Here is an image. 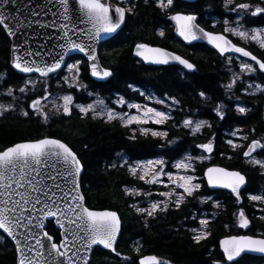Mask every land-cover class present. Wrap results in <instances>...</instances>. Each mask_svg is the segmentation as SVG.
Wrapping results in <instances>:
<instances>
[{"label":"snow or ice","instance_id":"obj_1","mask_svg":"<svg viewBox=\"0 0 264 264\" xmlns=\"http://www.w3.org/2000/svg\"><path fill=\"white\" fill-rule=\"evenodd\" d=\"M145 3L147 4L148 0H145ZM155 3L165 13L176 7V0H155ZM224 8L235 14V19L224 20L223 32L254 41L260 48H264V27H245L246 24L255 22L252 18L264 16V0H259L256 5L250 2L237 3L236 0H224ZM135 11L136 5L131 3V0H117V5L111 4L109 0H0V31L6 37L17 38L16 43L10 48L9 64L19 73H38L41 78H50V74L58 75L57 70H63L62 65H66L70 76H64L63 83L72 89H86L87 86L79 81L80 62L67 64L65 57L72 51L84 53L88 58L91 76L99 80H107L113 75L112 70L101 67L96 62L94 45L105 36L112 38L119 36L126 15H134ZM168 19L175 23L176 33L186 42L206 40L221 56L226 53H239L255 62V64L241 62L239 65L241 74L264 73V60L258 59L245 48L233 44L225 35L201 27L195 12L183 9L174 11L168 15ZM45 29L54 30L51 33L45 32L44 35L48 41L55 43L51 48H48L47 44H42L39 50L33 49L30 40ZM158 34L164 36V31L160 30ZM133 55L149 64L168 65L170 62H178L185 69L192 70L195 67L187 59L147 43L135 44ZM226 59L232 63L231 56ZM3 77L4 74L0 73V80ZM239 78L233 73V79L225 87L232 89ZM36 83L37 81L31 78L24 81L25 86L29 84L35 86ZM25 86L19 87L18 91L26 93ZM255 87L264 92V87L261 85L257 84ZM129 88H132V85H129ZM15 91L12 87H8L2 95L15 100ZM50 95L51 93L45 88L44 96L40 99H47ZM199 96L204 98L205 93L200 92ZM40 99L32 100L27 107L42 123L47 124L50 117L40 106ZM57 99L62 101L53 104L57 115L68 116L75 107L85 116L91 113L93 118L106 116L109 122L118 119L125 127L132 124L141 126L138 130L132 129V134L128 137L129 141L137 140L138 131L141 136L150 135L158 138L157 146L165 153L176 150L170 148L171 145L179 148L175 140L168 139L167 131H156L142 126L149 122L156 125L164 124L171 119L169 113L153 107L128 103L123 97H120L116 103L127 104V107L136 109L137 115L117 113L107 108L104 101L99 98L94 103L86 105L74 103L72 94H65ZM171 99L173 104L178 103L175 98ZM157 103L164 102L157 101ZM11 111H15L13 104H0V116ZM215 111L223 120L224 113L220 110V105H217ZM246 111L245 107H237L239 114H245ZM20 114L28 117L29 111L22 109ZM206 125L211 127L207 121L193 120L191 117L185 118L181 123V126L193 135L199 133ZM240 131L242 130H234L230 135L236 136ZM241 138L248 139L246 135ZM160 140L164 143H159ZM214 142L215 136L206 143L195 145V148L208 155L186 154L173 163L172 167L177 169L176 175L171 171H165L168 161L162 156L129 164L118 153V157L123 161L120 166L127 165L128 172L133 177L145 184L154 185L164 183L161 177L166 176L168 184H165V187L171 185L168 191L158 193L159 196L166 197L165 200H151L147 208L132 204L131 207L136 213L154 218L157 212H167L170 206L179 209L181 204L199 192L202 186L229 190L236 203L240 204L242 193L248 191L247 177L240 170L213 165L206 167L202 176L196 175L195 162L211 159ZM226 144L233 150L245 147L237 145L232 139H228ZM254 152L257 156L264 153V138L251 140L243 151V156L248 158L246 162L252 167H259L262 170L261 174L264 175V157L257 158L252 155ZM220 155L223 156L224 153ZM228 159L231 157L229 156ZM111 166L116 167V165ZM82 171L83 165L78 154L60 138L43 136L37 139H25L0 148V230H2L0 235L6 234V238H11L14 242L17 253L16 264H90V253L94 245H102L118 257L122 255L115 247L122 228L121 217L116 211L108 209L98 211L86 206L85 196L81 192ZM181 171L184 174H179ZM178 189L180 191H177ZM125 195L150 197L153 193L133 187L126 188ZM198 199L201 203L212 202L214 207H220V201L214 200L210 195L200 196ZM248 199L264 204V192L259 195H249ZM233 215L234 225H224L229 229V233L218 241L222 257L220 260H214L213 264H238V258L247 253L264 256V233L250 235L238 231L232 234L233 227L250 231V220L242 207ZM52 221L57 225V231L50 234L47 223ZM208 223L207 219H201V228L191 229L194 233L192 240L195 243L199 244L211 235L207 229ZM135 251L139 253L140 248L136 247ZM122 259L128 261L130 258L123 256ZM138 264H170V261L157 255H141Z\"/></svg>","mask_w":264,"mask_h":264},{"label":"trees","instance_id":"obj_2","mask_svg":"<svg viewBox=\"0 0 264 264\" xmlns=\"http://www.w3.org/2000/svg\"><path fill=\"white\" fill-rule=\"evenodd\" d=\"M236 2H250L256 5L259 0H236ZM131 3L136 5L135 14L128 15L120 35L111 38L101 49L100 57L103 64L112 70L113 75L107 81L93 80L89 76L88 65L82 58L80 67L82 78L91 90L98 91L99 94L107 97L112 93H119L137 102L144 100L141 93L161 98L167 95L175 97L180 102V107L176 109L174 119L168 123L167 132L168 139L175 140L179 148L171 145L170 148L176 150L165 153L157 146L158 138L150 135L141 136L138 131L137 140L129 141L128 137L132 134V129L138 130V126L125 127L119 121L109 122L90 115H80L77 112L69 116H57L54 112H50L49 122L42 123L27 107L31 99L41 94L42 89L38 87V84H44L43 82L47 80L49 88L53 91H65L66 86L59 83L61 80L54 75L50 78H39L23 76L15 72L9 64L11 41L2 31H0V73H3L4 77L0 80V101L13 104L15 111L5 112L3 116H0V148L25 139H37L43 136L60 138L68 143L78 154L84 167L81 186L88 206L95 209H111L119 213L122 219V230L116 250L129 253L137 216L131 207L135 199L125 195V189L127 186L136 184L141 186V182L129 174L127 165L120 166L123 161L117 154L121 152L128 162L162 156L168 163H172L186 154L192 156L202 154V150L195 148V145L206 143L215 136L211 161L197 163L198 173L202 176L203 170L209 164H220L242 171L247 177L248 189L242 193L243 202L237 204L228 191H211L208 187L202 186L193 197L185 200L181 208L171 207L166 214L162 215L161 220L166 219L160 220V230L147 236L149 249L162 251L177 264H213L214 260H220L222 257L218 241L229 233V229L224 225H234L233 214L241 207L248 214L247 207L251 202L248 199L249 195L264 192L262 170L246 162L248 159L243 156L245 147L233 150L226 144L228 139L238 143L240 134L248 137L245 144L254 138H264V92L255 87L257 84L264 87V74H241L240 59L232 57V63H229L226 59L228 56H221L204 44L186 46L174 36L173 26L167 16L171 12L182 9L195 12L203 27L223 32L222 20H233L235 16L225 10L224 0H197L194 3L176 0V7L168 13L157 7L155 0H148L147 4L145 0H131ZM252 19L255 22L246 24V27H264V16ZM160 30L164 31V36L158 34ZM227 35L264 60V48H260L259 44L242 40L231 34ZM139 41L178 51L192 61L195 69L182 73L178 66L145 65L132 53L133 46ZM233 73L240 78L236 80L232 89H227L225 85L233 79ZM29 78L38 82L36 87L24 85V81ZM129 85H132V88H129ZM21 86L27 88L26 93L18 91ZM8 87L16 90L15 100L2 95ZM200 92L205 93L204 98L199 96ZM217 105H220V110L224 113L223 120L216 115ZM237 107H245L246 113L239 114ZM22 109L29 111L28 117L20 114ZM188 117L207 121L211 127L206 125L199 133L193 135L181 126L182 121ZM165 125H153L151 129L164 131ZM237 129L242 131L236 136H231L230 133ZM159 143L164 141L160 140ZM229 156L231 159H228ZM262 156L264 157V153ZM208 195L220 201V207H214L212 202L201 203L198 199L200 196ZM197 203L201 206L204 217L206 213L214 211V216L212 214L206 216L209 221L207 229L211 235L199 244L195 243L187 232V234L182 232L184 223L188 224L191 208ZM251 222L252 227L248 233L256 235V228L264 226V221L255 217ZM47 229L50 234L57 231L53 222L48 223ZM238 231L242 233L241 229L235 227L231 229L232 234ZM128 257L131 258V254H128ZM121 258L112 251L96 247L90 264H121ZM16 262L17 254L14 244L4 235H0V264H16ZM238 264H261V260L259 257L244 255L238 259Z\"/></svg>","mask_w":264,"mask_h":264},{"label":"flooded vegetation","instance_id":"obj_3","mask_svg":"<svg viewBox=\"0 0 264 264\" xmlns=\"http://www.w3.org/2000/svg\"><path fill=\"white\" fill-rule=\"evenodd\" d=\"M109 40L105 41L100 46V48H99V56H100V53H101V49L104 48V46L107 45V42H109ZM139 42H141V41H139ZM182 43H183V45H186V46L197 45V44L187 45L184 42H182ZM170 50H172V49H170ZM173 51H175V50H173ZM175 52H178V51H175ZM82 58L83 57L80 56V55L73 56V57H71L69 64H72V62L79 61L80 62V67H81ZM83 59L86 61L87 65H88L87 60L85 58H83ZM100 59L102 61L101 57H100ZM102 63H103V61H102ZM166 66H175V65H166ZM180 71L182 73H185L187 70L181 68ZM191 71H193V70H191ZM191 71H187V72H191ZM65 72H66V70H64L62 72H59L58 75L56 74V75H54V77L57 78V79H60L63 82L62 78L64 77ZM88 73H89V68H88ZM79 81H80L81 84L86 85L87 88L86 89L85 88H80L79 90H76V89H72V88L67 87V90L69 92L67 94H72L74 96V103H79V104L86 105V104H89L92 99L96 100V99L99 98V99H102L105 102H108L112 106L114 105L115 108L121 109L120 107L117 106L116 101H117L118 98L123 97V95L119 94V93H112V94H110L107 97V96H103V95L99 94L98 91L91 90L88 87L87 82L85 80H83V78H82L81 68H80ZM61 93L66 94V91H62ZM88 93H92V95H88ZM162 98H164L166 100V102L168 104L167 105V109H168L169 114L171 116V119H169L167 122L164 123V125L166 124L165 128H164V131H168L169 128H168L167 125L172 119H174V113H175L176 109H178L180 107V102H178L176 104H173L171 98H175V97H173L171 95H167V96L162 97ZM73 112H77L78 114L83 115L75 107H73V109L71 111V114ZM59 115H63V114H59ZM59 115H57V116H59ZM88 115L93 116V114H91V113H89ZM102 119L107 120V117L104 116V117H102ZM112 121L121 122L118 119L117 120H112ZM112 121H110V122H112ZM151 125L153 126L155 124H151ZM251 140H253V139H251ZM251 140H249L245 144V147ZM119 154H121V152ZM262 155H263V153L261 154V157H263ZM253 156L257 157V154H255ZM258 157H260V156H258ZM132 187H136V188H140V189H146V187L142 183H141V186H139L138 184L132 185V186H127V188H132ZM259 194H262V192H257L255 194H251V195H259ZM132 197H133V199H135L133 201V204H135V202H137L140 205V207H145V208L148 207L149 202L141 201L142 199H144V196L143 197L142 196H138L137 199L134 196H132ZM138 201H141V202H138ZM183 205H184V203L181 204L180 208ZM171 207L175 208L174 206H170L169 209ZM247 208H248V210L247 209L246 210L248 211V214L247 213H245V214L248 217V219L250 220V228L252 227L251 220L253 218H255V217L257 218L258 217V218H261L264 221V204H262L260 202L251 201V202L248 203V207ZM169 209H168V211H169ZM175 209H177V208H175ZM134 212H135V214L137 216V219H136V225L134 226V231H133V234H132L133 237H132L130 245H129V250L130 251H129V253H127V252L121 253L120 252L122 255L119 256V257H123V256H127L128 257V254H131V258L128 261H125V260H123L121 258V260H120L121 264H127V263L133 264V262H135V264H138L139 257L141 255H157L158 257H161L162 259H167L168 261H170V264H177L169 256H167L166 254L162 253V251L149 249L148 246H147V236L150 233H154L155 231L158 232L160 230V228H161V224H160L161 217H163L162 215L166 214L167 212H157L155 214L154 218L153 217H146L145 215H142V214H137L135 210H134ZM209 214H212L214 216V211H213V213L212 212L211 213H206V216H208ZM188 215H189L188 224L184 223V225L182 226V232H184V233L187 232L189 234V236L191 237V239H192V236L194 235V233L191 231V229H194V228L195 229H200L201 228L200 227V220L204 218L201 206L197 203L196 206L191 208V211H190V213ZM193 217H195V219H193ZM165 219H163L161 221H164ZM166 225H168V224H166ZM255 231L257 233L256 235H260L261 233H264V226L262 225V226H260V228H256ZM248 234H250V233H248ZM136 247L140 248V252L139 253H137L135 251ZM255 257H259V259L261 260V264H264V257H260V256H255Z\"/></svg>","mask_w":264,"mask_h":264},{"label":"rangeland","instance_id":"obj_4","mask_svg":"<svg viewBox=\"0 0 264 264\" xmlns=\"http://www.w3.org/2000/svg\"><path fill=\"white\" fill-rule=\"evenodd\" d=\"M115 2H117V0H114ZM124 6V5H123ZM235 19V16L233 17V20ZM226 20V19H225ZM227 20H230V19H227ZM231 21V20H230ZM223 22H224V20H222V25H223V27H224V24H223ZM246 27V26H245ZM255 27H257V26H255ZM246 28H252V27H246ZM257 28H260V27H257ZM226 34H231V33H226ZM232 35V34H231ZM233 36V35H232ZM234 37H237V36H234ZM237 38H240V37H237ZM241 39V38H240ZM242 40H244V39H242ZM245 41H251V40H245ZM254 42V41H253ZM258 44V43H257ZM241 62H248V61H245V60H242V59H240V61H239V63H241ZM73 63H75V62H72V64ZM248 63H250V62H248ZM239 72V71H238ZM64 76H70V74L68 73V71L66 70V72H65V74H64ZM32 80H35V79H32ZM36 81V80H35ZM44 84H38V82L35 84V86H33L32 84H29L31 87H36L37 86V84H38V87L40 88V89H42V91L40 92L41 94H39V96H36L35 98H33V99H31L30 101H29V104H31V102H32V100H34V99H40L42 96H44V90H45V88H47V91L49 92V93H51V95L50 96H48L47 97V99H40V106L43 108V111H45V112H47L48 114L50 113V112H54L55 113V109H54V107H53V104H58V103H62V101H59L57 98L58 97H61V96H63V95H65L64 93H61L63 90H55V91H53V90H51L50 88H49V81H47V80H45L44 82H43ZM59 83H62V84H64V86H66L65 87V91H66V94L67 93H69L68 92V90H67V87H68V85L67 84H65V83H63L62 81L61 82H59ZM59 94V95H58ZM123 98H124V100L126 101V102H128V103H135V104H139V105H141V106H147V107H153V108H156L157 110H159V111H164V112H166V113H169V111H168V109H167V102H166V100L164 99V98H161V97H155V96H153V95H151V94H148V93H144V95H143V98H144V100L142 101V102H137V101H132V100H130L129 98H127V97H124L123 96ZM119 99V98H118ZM117 99V100H118ZM97 100V99H96ZM96 100H94V99H92L91 101H90V103H94ZM157 101H163L164 103H157ZM0 104H4V105H8V103H4L3 101H0ZM104 104L107 106V108H111V109H113L115 112H117V113H128L129 115H137L138 113H137V110L136 109H134V108H129V107H127V104H125V105H120V104H117V106L118 107H120L121 109H118V108H115L114 107V105L112 106L111 104H109L108 102H105L104 101ZM98 111H99V108L97 109ZM193 120H199V119H195V118H192ZM122 123V122H121ZM152 123L151 122H149L148 124H146V125H142L143 127H148V128H152L151 125ZM132 125H135V124H132ZM156 125V124H155ZM161 125V124H160ZM129 126H131V125H129ZM136 126H138V125H136ZM139 127H141V126H138V128ZM243 136H245V135H243V134H240V141L237 143L236 142V144L237 145H245V140H243L241 137H243ZM203 155H208L207 153H202ZM201 155V154H200ZM196 156H199V155H196ZM257 158H261V156L260 157H258L257 156ZM150 159H156V158H149V159H140V160H137V161H134V162H141V161H146V160H150ZM181 158H179V159H177V160H175L174 162H172V163H168L167 164V166H166V168H165V171L166 172H168V171H171L174 175H176L177 174V169H175V168H173L172 167V164L173 163H175L176 161H178V160H180ZM211 161V159H208V160H204V161H202V162H210ZM129 164H131V163H133V162H128ZM197 163H201V161H196L195 162V166H196V164ZM197 168V167H196ZM179 174H184L182 171L179 173ZM189 174H191V173H189ZM196 175L197 176H201V175H199V173H198V169H197V172H196ZM136 178V177H135ZM137 179V178H136ZM138 180V179H137ZM161 180L162 181H164V183H157V184H154V185H148V184H145L143 181H140L139 180V182H141L142 184H144V186L146 187V189H142L143 190V192H151V193H153V195L152 196H150V197H145L144 196V199H142L141 201H147V202H150L151 200H165V199H167L166 197H162V196H159L158 195V193L159 192H163V191H168L169 190V188H171V185H168V188H166L165 187V184H168V180H167V177L166 176H162L161 177ZM133 188V187H132ZM177 191H180L179 189L177 190ZM140 196H142L143 197V195H140ZM136 199H137V197L138 196H134ZM173 199H174V197H173ZM141 201H138V202H141ZM135 204H137L138 206H140L137 202H135ZM203 219H207V217H204ZM208 220V219H207Z\"/></svg>","mask_w":264,"mask_h":264},{"label":"water","instance_id":"obj_5","mask_svg":"<svg viewBox=\"0 0 264 264\" xmlns=\"http://www.w3.org/2000/svg\"><path fill=\"white\" fill-rule=\"evenodd\" d=\"M181 1H183V2H186V3H194V2H196L197 0H181ZM109 2L111 3V4H113V5H117V2H115L114 0H109ZM119 6H123V5H119ZM196 14V13H195ZM197 15V14H196ZM127 17H128V15H126V20H127ZM197 17L199 18V16L197 15ZM45 19H47V18H45ZM167 19H168V16H167ZM126 20H125V23H126ZM169 21H170V23L172 24V26H173V33H174V36L175 37H177L178 39H180L182 42H184L185 44H187V45H190V44H204V45H206L207 47H209V48H211V49H213V50H215L218 54H219V52L211 45V44H209L206 40H197V41H192L191 43H189V42H186V41H184L183 40V38L182 37H180L177 33H176V31H175V23L173 22V21H171L170 19H168ZM197 22L199 23V21L197 20ZM125 23L124 24H122L121 25V29L125 26ZM200 24V23H199ZM200 26L201 27H203L201 24H200ZM205 28V27H204ZM207 31H210V32H213V33H218V34H223V35H225V37L227 38V39H229V40H231V42L233 43V44H235V45H237V46H239V47H243V48H245V50H247V51H249V52H251L253 55H255L258 59H261V60H263L262 58H260L257 54H255L254 52H252L249 48H247L246 46H243V45H241V44H238L234 39H232L230 36H228L226 33H224V32H221V31H212V30H209V29H207V28H205ZM52 31H54L53 29H45V30H41V34L40 35H37V36H33V38L30 40V45H31V47L33 48V49H35V50H39V46L40 45H42V44H47V46H48V48H51V46H52V44L53 43H55V41H48L47 40V37L44 35V33L45 32H47V33H51ZM31 34V33H30ZM112 37H110V36H105L103 39H101V40H99V41H97L96 43H95V45H94V47H95V55H96V62L97 63H99L100 64V66L101 67H105V68H108V67H106L103 63H102V61H101V59H100V56H99V48H100V46L105 42V41H107V40H109V39H111ZM9 39H10V41H11V46H12V44H14V43H16V40H17V38L16 37H9ZM137 43H147V44H149L150 46H152V47H160V48H163V49H165L166 51H168V52H171V53H173V54H175V55H179L180 57H182V58H184V59H187L189 62H191L192 63V61H190L188 58H186V57H184L183 55H181L180 53H178V52H175V51H173V50H170V49H168V48H165V47H163V46H160V45H155V44H150V43H148V42H145V41H141V42H137ZM136 43V44H137ZM11 46H10V48H11ZM134 47H135V45L133 46V50H134ZM56 51H59V49H56ZM132 53H133V51H132ZM76 55H80V56H82L83 58H85L86 60H87V62H88V58H87V56H85V54L84 53H80V52H78V51H72V52H70L69 53V55L68 56H66L65 57V60H66V62L68 63V61H69V59L71 58V57H73V56H76ZM225 55H233V56H236V57H239V58H242V59H246V60H248L249 62H252V63H254L255 64V62L254 61H251L250 60V58L249 57H243V56H241L239 53H226ZM224 55V56H225ZM10 56H11V52H10ZM134 56V55H133ZM135 58H137L138 60H140L138 57H136V56H134ZM142 62V61H141ZM144 63V62H143ZM88 64H89V62H88ZM145 65H148V66H161V65H155V64H149V63H144ZM193 64V63H192ZM168 65H175V66H178V67H180V68H183V69H185L182 65H180L178 62H170ZM194 65V64H193ZM195 66V65H194ZM65 67H66V65H62V69L64 70L65 69ZM88 68H89V66H88ZM194 69H195V67H194ZM194 69H192V70H194ZM185 70H187V71H191V70H189V69H185ZM14 71L15 72H17L18 74H21V75H23V76H38L39 77V74L38 73H35V74H32V73H30V74H23V73H19L17 70H15L14 69ZM60 71H62V70H57V73L58 72H60ZM113 73V72H112ZM262 74H264V73H262ZM51 75H54V74H50V76ZM89 76L93 79V80H95V81H98V82H103V81H107V80H99V79H97L96 77H92L91 76V74H90V69H89ZM41 78V77H40ZM255 139H257V138H255ZM251 142V141H250ZM249 142V143H250ZM247 146V145H246ZM245 149H246V147H245ZM244 149V150H245ZM257 152H259V150H257ZM254 154H257L256 152H254L252 155H254ZM246 158V157H245ZM213 165H215V166H219V167H225V166H223V165H220V164H209L208 166H206V167H210V166H213ZM205 167V168H206ZM225 168H228V167H225ZM230 169V168H229ZM237 170V169H236ZM83 171H84V167H83ZM83 171H82V174H83ZM242 172V171H241ZM243 173V172H242ZM82 174H81V177H82ZM80 183H81V178H80ZM210 190H212V191H214V190H225V191H228L229 192V190H226V189H219V188H216V189H213V188H209ZM81 192L83 193V195H84V192H83V190H82V186H81ZM85 196V195H84ZM85 200H86V197H85ZM243 202V198L241 197V202L240 203H242ZM86 206H88V204H87V200H86ZM89 207V206H88ZM90 208H92V207H90ZM94 210H98V211H102V210H105V209H95V208H93ZM108 210H111V209H108ZM112 211H115V210H112ZM117 212V211H116ZM118 213V212H117ZM118 215H119V213H118ZM120 216V215H119ZM122 220V219H121ZM53 223H54V225H55V227L57 228V225L55 224V222L54 221H52ZM47 227H48V223H47ZM250 227V226H249ZM48 230V229H47ZM121 230H122V228H121ZM244 232V234H248V233H246L248 230H245V229H242ZM1 232H2V230H0ZM120 234H121V232L118 234V237H117V242H118V239H119V237H120ZM5 237H6V234H3ZM251 235V234H250ZM224 237V236H223ZM222 237V238H223ZM221 238V239H222ZM10 241H11V238H8ZM12 242V241H11ZM13 244H14V242H12ZM116 245H117V243H116ZM116 245H115V247H116ZM14 246H15V244H14ZM96 247H99V248H102V249H104V250H107V251H111V250H109V249H105V248H103V246L102 245H94L93 246V250L91 251V253H90V261H91V257H92V254H93V252H94V250H95V248ZM222 252V251H221ZM17 254V253H16ZM244 255H253V256H260V257H264V256H262L261 254H252V253H247V254H242V256H244ZM241 256V257H242ZM240 257V258H241ZM240 258H238V259H240Z\"/></svg>","mask_w":264,"mask_h":264}]
</instances>
